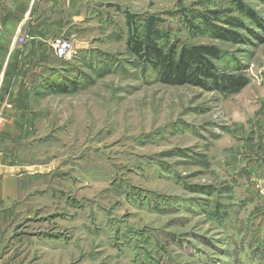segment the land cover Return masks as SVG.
<instances>
[{
  "label": "rangeland",
  "instance_id": "rangeland-1",
  "mask_svg": "<svg viewBox=\"0 0 264 264\" xmlns=\"http://www.w3.org/2000/svg\"><path fill=\"white\" fill-rule=\"evenodd\" d=\"M99 1L86 7V51L37 70L79 88L34 96L33 134L13 154L47 178L24 195L5 261L264 264V168L249 167L264 165V40L220 36L247 35L242 23L264 39L245 16L264 22V0ZM139 33L216 45L218 69L248 84H165L130 53Z\"/></svg>",
  "mask_w": 264,
  "mask_h": 264
},
{
  "label": "crops",
  "instance_id": "crops-1",
  "mask_svg": "<svg viewBox=\"0 0 264 264\" xmlns=\"http://www.w3.org/2000/svg\"><path fill=\"white\" fill-rule=\"evenodd\" d=\"M92 3L100 6L102 2L0 0V264H10L4 248L13 243L8 233L25 204L24 195L35 189L40 177L47 178L46 164H21L13 154L33 134V102L42 78L37 70L56 57L51 47L56 36L86 51L90 43L83 31L86 7ZM21 37L24 42L19 41Z\"/></svg>",
  "mask_w": 264,
  "mask_h": 264
},
{
  "label": "trees",
  "instance_id": "trees-1",
  "mask_svg": "<svg viewBox=\"0 0 264 264\" xmlns=\"http://www.w3.org/2000/svg\"><path fill=\"white\" fill-rule=\"evenodd\" d=\"M244 11V10H243ZM260 30L264 31V22L257 17L252 10L246 12V15ZM243 28L247 35L236 33H228L222 36L223 39H230L241 42H247V37L250 36L259 42H263V37L259 36L254 28H250L242 23H234ZM257 28V29H258ZM251 43V42H250ZM248 44V43H245ZM179 45L171 43L167 46H161L154 39H145L142 34L133 35L128 42V49L131 54L137 57L138 63L145 69L156 71V76L159 81L170 85H194L206 88L211 91L235 92L245 87L248 84V79L245 76L231 75L223 70H219L216 62L222 61L223 51L216 45ZM56 57L53 59L55 61ZM52 64V63H51ZM226 66V64H225ZM235 69L239 70V67ZM42 74V83L40 84L39 94L45 89L55 90L56 92L67 93L69 90H76L79 87H73L72 83H68L62 78L56 77V81H49L50 75ZM55 75H53V78ZM47 80V81H45ZM71 88V89H70ZM36 90V89H35ZM264 160V159H263ZM264 162V161H263ZM250 171L258 176L263 166L250 164ZM253 197L258 198L257 193ZM252 199V198H250ZM258 220L264 221V213L257 215Z\"/></svg>",
  "mask_w": 264,
  "mask_h": 264
},
{
  "label": "built area",
  "instance_id": "built-area-1",
  "mask_svg": "<svg viewBox=\"0 0 264 264\" xmlns=\"http://www.w3.org/2000/svg\"><path fill=\"white\" fill-rule=\"evenodd\" d=\"M19 41L24 42L25 39L21 37ZM51 47L54 50L55 56L59 59H71L75 51L73 42L62 36L54 37L51 40Z\"/></svg>",
  "mask_w": 264,
  "mask_h": 264
}]
</instances>
